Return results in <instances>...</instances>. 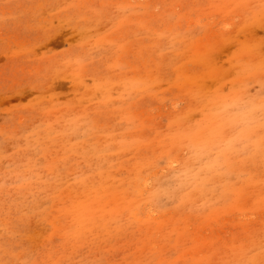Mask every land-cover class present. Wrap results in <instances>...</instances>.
Here are the masks:
<instances>
[{
	"label": "rangeland",
	"instance_id": "obj_1",
	"mask_svg": "<svg viewBox=\"0 0 264 264\" xmlns=\"http://www.w3.org/2000/svg\"><path fill=\"white\" fill-rule=\"evenodd\" d=\"M0 264H264V0H0Z\"/></svg>",
	"mask_w": 264,
	"mask_h": 264
},
{
	"label": "bare ground",
	"instance_id": "obj_2",
	"mask_svg": "<svg viewBox=\"0 0 264 264\" xmlns=\"http://www.w3.org/2000/svg\"><path fill=\"white\" fill-rule=\"evenodd\" d=\"M177 161V160H176Z\"/></svg>",
	"mask_w": 264,
	"mask_h": 264
}]
</instances>
